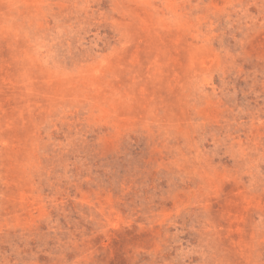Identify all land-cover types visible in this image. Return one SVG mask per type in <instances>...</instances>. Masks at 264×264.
Here are the masks:
<instances>
[{"label":"rangeland","instance_id":"374dc122","mask_svg":"<svg viewBox=\"0 0 264 264\" xmlns=\"http://www.w3.org/2000/svg\"><path fill=\"white\" fill-rule=\"evenodd\" d=\"M0 264H264V0H0Z\"/></svg>","mask_w":264,"mask_h":264}]
</instances>
